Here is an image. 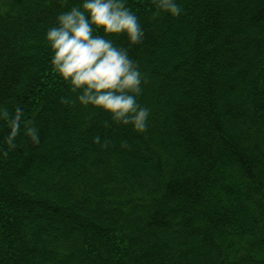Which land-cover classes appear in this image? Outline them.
I'll list each match as a JSON object with an SVG mask.
<instances>
[{
	"label": "trees",
	"instance_id": "1",
	"mask_svg": "<svg viewBox=\"0 0 264 264\" xmlns=\"http://www.w3.org/2000/svg\"><path fill=\"white\" fill-rule=\"evenodd\" d=\"M178 2L152 18L128 0L138 133L60 102L44 41L60 0H0V103L39 130L0 155V264H264V0Z\"/></svg>",
	"mask_w": 264,
	"mask_h": 264
},
{
	"label": "clouds",
	"instance_id": "2",
	"mask_svg": "<svg viewBox=\"0 0 264 264\" xmlns=\"http://www.w3.org/2000/svg\"><path fill=\"white\" fill-rule=\"evenodd\" d=\"M60 2L63 10L44 33L51 66L68 85L69 93L74 94L62 96L60 102L99 109L112 122L144 132L150 116V109L138 102L144 76L138 62L129 55V47L144 39L139 17L128 6V0H77L70 6H66L67 0ZM150 3L152 18L161 14L178 17L183 11L178 0ZM120 35L127 45L114 42L113 37ZM0 123L7 128L3 137L6 147L0 148V155L6 156L17 147L18 136L39 142L38 127L19 106L9 109L0 103ZM93 142L101 143V138L96 136ZM106 145L105 140L101 147Z\"/></svg>",
	"mask_w": 264,
	"mask_h": 264
}]
</instances>
